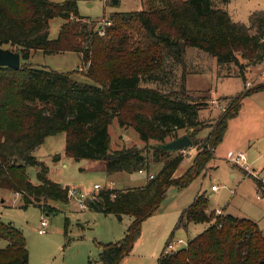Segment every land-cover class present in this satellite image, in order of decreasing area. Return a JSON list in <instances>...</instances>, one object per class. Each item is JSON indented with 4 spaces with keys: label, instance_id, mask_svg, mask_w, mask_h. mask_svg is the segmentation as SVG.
Instances as JSON below:
<instances>
[{
    "label": "trees",
    "instance_id": "1",
    "mask_svg": "<svg viewBox=\"0 0 264 264\" xmlns=\"http://www.w3.org/2000/svg\"><path fill=\"white\" fill-rule=\"evenodd\" d=\"M78 1L0 0V48L21 55L19 69L0 67V189L19 194L24 207L48 200L68 203L67 187L50 180L34 155L47 137L59 134L65 135L67 157L101 161L109 175L144 171L145 186L105 188L87 201L88 210L120 220L132 218L123 239L97 243L101 264H120L131 255L143 223L159 211L169 189H183L206 172L243 99L264 91V80L251 87L245 84L236 97L220 98L226 107L212 124H205L200 112L208 108L212 96L210 90L187 88V75L193 72L187 69L188 50L215 58L218 67L235 66L246 83V65L240 59L249 65L264 60V11L251 12L245 24L224 9L231 0H144L143 9L111 13L110 24L98 28L80 15ZM56 17L64 22L51 38L49 21ZM36 50L78 53L82 67L69 73L36 67L30 61ZM74 72L92 83L73 79ZM114 120L133 128L144 145L111 150L108 128ZM206 128L208 135L199 140ZM179 131L190 137L196 154L191 166L175 177L185 156L163 145L179 138ZM151 161L163 163L157 174L151 173ZM28 166L40 168L37 184L29 179ZM253 178L264 196V183ZM209 206V197L199 192L182 210L175 229H186L190 223L208 226L185 247L168 252L172 232L157 264L264 260V233L256 221L217 215ZM42 209L51 213L46 205ZM2 240L7 244L0 247V264H29L22 230L0 220Z\"/></svg>",
    "mask_w": 264,
    "mask_h": 264
},
{
    "label": "rangeland",
    "instance_id": "2",
    "mask_svg": "<svg viewBox=\"0 0 264 264\" xmlns=\"http://www.w3.org/2000/svg\"><path fill=\"white\" fill-rule=\"evenodd\" d=\"M145 1L119 0L118 4L114 5L110 0H79L78 6L80 15L85 20L96 22L95 27L99 28L111 13L141 10ZM223 7L233 20L248 24L251 12L264 11V0H231ZM63 22L62 17L49 21L51 38L57 36ZM30 61L36 67H47L66 73L82 67L81 56L75 52L47 54L36 50L32 51ZM240 61L246 65V83L238 75L235 66L218 67L215 58L188 50L187 69L193 72L187 75V88L197 92L210 90L212 96L208 108L200 112V119L205 124H212L226 107L227 102L219 101L220 98L236 97L245 90V84L251 87L264 80V60L260 65H249L242 59ZM177 73L179 76L181 69H178ZM72 78L92 83L78 72H74ZM108 130L111 150L144 145L133 128L121 127L117 120L109 125ZM208 132L209 128L201 131L198 139L203 140ZM178 135L182 137L187 134L185 131H179ZM229 151L244 153L253 172L252 176L264 181V91L243 99L239 114L229 121L223 141L217 146L206 172L183 189L175 186L169 189L159 211L143 223L141 237L135 243L131 255L120 264H157L172 232L173 251L185 247L188 239L203 232L208 223H190L186 229H175L180 213L191 204L199 192H205L209 197V211L222 209L233 216L252 219L264 233V196L257 192L256 182L250 174L227 160ZM186 152L175 177L182 175L191 166L196 149L192 147ZM34 155L43 162L50 180L63 187H76L91 194L97 192L95 185L117 190L137 188L145 185L148 178L144 171L109 175L101 161L67 157L64 134L47 137ZM162 167L163 163L151 161L152 174H157ZM39 171L38 167H27L28 177L34 184L39 182ZM213 185L218 187L215 193L211 190ZM43 205L50 207L51 213L44 212ZM123 218L120 220L115 215L82 209L74 198H69L68 203L48 200L24 207L19 194L0 189V220L22 230L29 252V264H89V261L91 264H101L98 261L100 249L97 243L123 239L132 221L129 216ZM43 219L48 225L46 232L39 234ZM6 244L7 241L2 240L0 247H5ZM169 250L171 249H168V252Z\"/></svg>",
    "mask_w": 264,
    "mask_h": 264
},
{
    "label": "built area",
    "instance_id": "3",
    "mask_svg": "<svg viewBox=\"0 0 264 264\" xmlns=\"http://www.w3.org/2000/svg\"><path fill=\"white\" fill-rule=\"evenodd\" d=\"M108 20H106L105 24L109 25L110 22H107ZM101 34H103V31L101 32ZM250 85V84H248ZM214 102V101H213ZM189 148L185 149V150H182L181 153L183 154H186V150H188ZM227 160L234 163L235 165H238L239 167L243 168L245 170V172H247L248 174L252 175L253 172L251 170V168L249 167L248 165V162H247V158L245 156L244 153H241V152H233V151H229L227 153ZM106 188H110V187H106ZM94 189L98 192L102 189H105V188H102L100 185H95L94 186ZM211 190L212 191H217L218 190V187L213 185L211 187ZM87 193V192H83L82 190H80L79 188H76V187H67V195L69 198L71 199H76V201L78 202L79 206L82 208V209H85L87 208V201L88 200H92V199H95V194L97 193ZM216 214L217 215H222L223 212L222 210H216ZM48 225L47 221L45 219L42 220L41 222V227L39 228L38 230V233L39 234H44L46 232V226ZM181 243V241H179ZM168 249H171L173 250V243H171L168 247Z\"/></svg>",
    "mask_w": 264,
    "mask_h": 264
},
{
    "label": "water",
    "instance_id": "4",
    "mask_svg": "<svg viewBox=\"0 0 264 264\" xmlns=\"http://www.w3.org/2000/svg\"><path fill=\"white\" fill-rule=\"evenodd\" d=\"M114 5H117L119 0H110ZM21 64V55L10 48H0V67L8 66L14 69H19ZM192 141L189 136L184 135L169 143L163 145V149L172 151H182L187 148H192ZM259 264H264V260Z\"/></svg>",
    "mask_w": 264,
    "mask_h": 264
},
{
    "label": "crops",
    "instance_id": "5",
    "mask_svg": "<svg viewBox=\"0 0 264 264\" xmlns=\"http://www.w3.org/2000/svg\"><path fill=\"white\" fill-rule=\"evenodd\" d=\"M261 181H262V180H261ZM262 182L264 183V181H262ZM146 183H147V180H146ZM145 185H146V184H145ZM145 185H143V186H145ZM143 186H140V187H143ZM257 190H258V189H257ZM213 192L215 193L216 191H213ZM257 192H258V191H257ZM218 210H219V209H218ZM221 210H222V209H221ZM222 212H223L224 214H227L226 211H224V210H222ZM156 213H157V212H156ZM156 213H155V214H156ZM155 214H154V215H155ZM154 215H153L152 217H150L149 219L153 218ZM231 215H232V214H231ZM181 242H182V241H181ZM126 258H127V257H126Z\"/></svg>",
    "mask_w": 264,
    "mask_h": 264
}]
</instances>
